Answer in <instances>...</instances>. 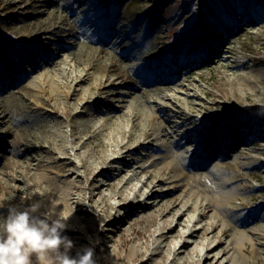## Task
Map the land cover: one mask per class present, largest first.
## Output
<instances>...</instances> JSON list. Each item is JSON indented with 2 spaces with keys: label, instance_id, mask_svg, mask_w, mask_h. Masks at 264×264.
I'll use <instances>...</instances> for the list:
<instances>
[{
  "label": "rangeland",
  "instance_id": "1",
  "mask_svg": "<svg viewBox=\"0 0 264 264\" xmlns=\"http://www.w3.org/2000/svg\"><path fill=\"white\" fill-rule=\"evenodd\" d=\"M9 3L0 95L16 126L0 137V230L7 206L40 202L36 215L66 220L73 258L264 264V0H47L62 32L24 42L6 39L12 13L20 26L45 20L32 16L43 2ZM139 29L157 42L146 54L126 49ZM103 47L117 68H91ZM125 68L146 84L129 97ZM34 134L43 148L26 155Z\"/></svg>",
  "mask_w": 264,
  "mask_h": 264
},
{
  "label": "clouds",
  "instance_id": "2",
  "mask_svg": "<svg viewBox=\"0 0 264 264\" xmlns=\"http://www.w3.org/2000/svg\"><path fill=\"white\" fill-rule=\"evenodd\" d=\"M40 202L25 210L8 209L0 230V264H95L93 249L85 248L75 258L68 253L72 241L63 236L65 219L54 217L49 211L36 215Z\"/></svg>",
  "mask_w": 264,
  "mask_h": 264
},
{
  "label": "bare ground",
  "instance_id": "3",
  "mask_svg": "<svg viewBox=\"0 0 264 264\" xmlns=\"http://www.w3.org/2000/svg\"><path fill=\"white\" fill-rule=\"evenodd\" d=\"M6 0H0V4L5 2ZM10 4H12V0H9ZM43 2V5L42 6V9L39 10V11H34L33 12V15L32 16H40L41 14H45L47 15V18L45 20H38V21H30L29 23H26L25 21H22V26L18 25V24H15L18 20V18L16 17L15 14L12 13V17H11V24L8 25V29H11L12 26H14L12 28V30L7 34V37L6 39H8V42L10 41H21V42H24V41H29V40H34L36 41L38 39V37L42 34H45V33H52V34H55V33H61V26L60 25H57L56 23H54L53 25H50L51 21H52V13L49 14V9H45L46 6H48V3H47V0H41ZM56 2V1H55ZM82 4H85V3H82ZM64 6H67L66 4H63V7ZM61 7V8H63ZM146 9H148V7H146L144 9V13H146ZM239 14H241L242 16L244 15L243 12H240ZM72 30L74 29V27L71 28ZM66 30V29H65ZM64 31V29H63ZM66 31H71V30H66ZM65 36V35H62V37ZM146 36V39L147 38H150V33L147 34V32L143 29H139L138 31L134 32L133 33V36L131 38V41L129 42L128 46L126 49H132L133 45L135 44H138L139 46V52H141L142 54H146L148 50H150L151 48H153L155 45H157V42H147V43H144V41L142 40V37ZM79 39L80 40H84V36H79ZM60 43H65L64 39L62 38ZM62 45V44H60ZM106 51V49L103 47L102 50L99 52L98 50H93L92 53H90V61L89 64L91 65V68H94L96 69L97 71H101V70H106L107 68H117L118 67V61L115 59V57H113V55H115L116 53L112 52L110 55H112V58H110L109 56L108 57H100L101 55V52H104ZM56 53H52L50 54V57H53L55 56ZM126 54V53H125ZM10 55L7 56V54H2L0 52V63L2 62H8L10 60ZM117 58V56H116ZM147 58L149 59L148 61H150L151 63H154L158 60H160V58L158 57L157 54L155 55H151V56H147ZM146 58V59H147ZM106 60H108L106 62ZM58 59L56 58L54 61L50 62L49 64L51 66L53 65H56L58 63ZM162 61H159L156 63V65L158 67H162ZM11 70L4 73V72H1V74L3 75H6V77H13L14 73L16 75V72L15 70H13L12 66L10 67ZM127 70L126 73L124 72H121L118 74V79L119 80H126L125 81V88L127 89L126 93H125V96L126 97H129L131 96L132 94H134L133 91L136 92V90H138V88L140 87H145L146 84L139 80V79H136L135 77L131 76L130 72H128V68H125ZM14 75V76H15ZM15 83H18V78L15 79L14 81ZM162 83H166V81H162ZM22 100V99H20ZM0 128L1 127H5V124H10L8 125V127H5L4 130H0V137H4L6 138L7 136H10L12 135L14 132H15V126H16V123L15 121L12 119V117L14 116L13 113L6 107L5 105V98L2 97V95H0ZM153 120H155V118H153ZM147 134V133H146ZM148 134L151 136L153 135L152 132H149L148 131ZM33 137L36 139V141H33L31 143V145H29L27 142H23L21 144V146H25V152L24 154L27 155V152H32L35 148H38V149H42L43 148V141H42V137L41 136H37V134H34ZM188 137L190 138V141L195 137L194 134H190L188 135ZM42 138V139H41ZM1 142V140H0ZM19 143V142H18ZM18 147V146H17ZM122 149H123V152L124 153H129L131 152L133 149L128 145V144H123L122 145ZM49 150V149H48ZM23 154V153H21ZM26 159H28L30 162H28L26 168H30L32 166V163L31 161L33 160H30L28 157H25ZM38 162V165H40L41 163H43V160L41 159H37L36 160ZM27 171V169H26ZM27 172H26V177L27 176ZM15 199V202L18 200L16 197L14 198ZM20 200V199H19ZM14 203V202H13ZM15 206H17L15 203H14ZM128 205V204H127ZM148 205V204H146ZM11 206H7V208H10ZM13 207V206H12ZM140 206H138V209L136 210L137 212L140 210ZM135 212L133 213V216H134ZM219 244H222V242H219ZM211 257L208 256L206 257V261L209 260Z\"/></svg>",
  "mask_w": 264,
  "mask_h": 264
}]
</instances>
